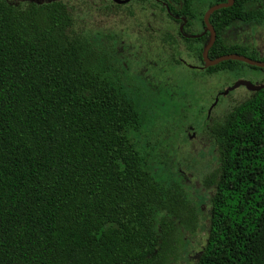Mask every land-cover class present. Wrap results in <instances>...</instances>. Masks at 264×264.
I'll use <instances>...</instances> for the list:
<instances>
[{
	"label": "trees",
	"instance_id": "16d2710c",
	"mask_svg": "<svg viewBox=\"0 0 264 264\" xmlns=\"http://www.w3.org/2000/svg\"><path fill=\"white\" fill-rule=\"evenodd\" d=\"M164 1L170 12L181 5L173 13L187 26L195 17L196 0ZM248 1L210 16L209 59L264 62L222 38L234 23H264L263 7L247 10ZM224 2L206 0V9ZM71 28L61 1L18 8L0 0V264H167L196 228L197 205L131 140L142 109L110 75L107 56ZM207 39L184 41L198 43L202 61ZM245 67L264 71L224 61L204 72ZM211 131L214 191L194 264H264V88Z\"/></svg>",
	"mask_w": 264,
	"mask_h": 264
},
{
	"label": "rangeland",
	"instance_id": "374dc122",
	"mask_svg": "<svg viewBox=\"0 0 264 264\" xmlns=\"http://www.w3.org/2000/svg\"><path fill=\"white\" fill-rule=\"evenodd\" d=\"M4 1L18 8L61 1L72 19V32L91 38L107 56L110 75L142 109L144 126L129 137L155 163L153 169L162 165L164 175L186 187L197 205L196 228L183 232L177 257L167 262L194 264L205 245L214 191L217 148L211 130L252 93L243 86L226 90L239 80L261 84L264 71L245 67L240 72H203L201 61L177 34L180 23L167 16L159 0H129L125 5L110 0ZM192 8L196 18L189 30L201 31L198 17L206 1L197 0ZM223 40L228 45H247L264 57V23L235 24L224 31Z\"/></svg>",
	"mask_w": 264,
	"mask_h": 264
},
{
	"label": "water",
	"instance_id": "95a60500",
	"mask_svg": "<svg viewBox=\"0 0 264 264\" xmlns=\"http://www.w3.org/2000/svg\"><path fill=\"white\" fill-rule=\"evenodd\" d=\"M233 3V0H227V3H222V4H216L213 5L212 7H210L204 14L203 16V21L204 24L207 28V31L209 32V41L208 43L205 45V47L202 50V59L203 62L205 64V67H212V66H216L221 62L224 61H238V62H242L246 65H249L251 67H256V68H260V69H264V62L262 61H257V60H253L250 59L246 56L243 55H239V54H227V55H223L220 56L214 60H210L208 58V52L210 50V48L213 46L215 40H216V33L214 31V29L212 28V26L209 23V17L212 13H214L215 11L222 9V8H226L229 5H231ZM239 86H244L247 90H249L250 92H258L261 89L264 88V83L260 84V85H254L251 84L248 81L245 80H239L235 83V85L231 88H228L226 90V92L233 90ZM225 92V93H226Z\"/></svg>",
	"mask_w": 264,
	"mask_h": 264
},
{
	"label": "flooded vegetation",
	"instance_id": "af4514ba",
	"mask_svg": "<svg viewBox=\"0 0 264 264\" xmlns=\"http://www.w3.org/2000/svg\"><path fill=\"white\" fill-rule=\"evenodd\" d=\"M160 1V3L162 4V5H164L165 6V9H166V13L171 17L170 19L174 22V23H180V25L178 26V30H177V34H178V36L180 37V39L183 41V43H185L189 48H191L192 49V51L195 53V55L197 56V52L195 51L196 49H198V43H196V42H194V44H192V46H189V43H187V42H185L184 40L185 39H189V40H192V41H194V40H197V39H199L201 36H203L204 34H208V39H207V42H206V44L208 43V41H209V32L207 31V28H206V26H205V24H204V21H203V16H204V14H205V12L210 8H208V9H206L205 8V10L203 11V14H202V21H203V25H201V22H200V19H199V17H200V15H199V17H198V19H199V22H200V25H201V28H202V30L201 31H191L190 32V30H189V28H191V27H193V19H195L196 18V15H195V13H194V15H195V17L191 20V23L187 26L186 25V21H185V19L182 17V16H179L178 14L177 15H175L173 12H177V10H178V8H181V5H174L173 4V7H174V11L173 12H170L169 10V8H168V4H167V2L166 1H164V0H159ZM197 1V0H196ZM198 1H206V0H198ZM258 0H250V1H248L247 2V4L245 5V8H247V10H254V9H248V5H250L251 3L253 4H255L256 2H257ZM110 2H113V3H116L117 5H125L127 2H129V0H110ZM195 2V1H194ZM193 2V3H194ZM224 3H227V0H225V2ZM219 4H222V3H219ZM234 4V0H233V3L231 4V5H229L228 7H230V6H232ZM216 5V4H215ZM213 6V5H212ZM211 6V7H212ZM192 7H193V5H192ZM259 7H263V9H264V0H262L261 2H259V4H258V7L257 8H259ZM227 8V7H226ZM193 9V8H192ZM256 9V8H255ZM193 12H194V10H193ZM216 12V11H215ZM213 14V13H212ZM211 14V15H212ZM210 15V16H211ZM210 18V17H209ZM210 23V22H209ZM235 24H241V23H234L233 25H231V26H229V27H227L226 29H228V28H230V27H233ZM263 24V23H262ZM211 25V24H210ZM241 25H248V24H241ZM259 25H261V24H259ZM259 25H250V26H259ZM212 26V25H211ZM213 28V27H212ZM214 29V28H213ZM225 29V30H226ZM224 30V31H225ZM215 31V30H214ZM224 31H223V33H224ZM216 33V32H215ZM185 38V39H184ZM216 38H217V35H216ZM222 38H223V34H222ZM216 41V40H215ZM224 41V40H223ZM215 43V42H214ZM225 43V42H224ZM205 44V45H206ZM205 45L202 47V50H203V48L205 47ZM214 45V44H213ZM249 48V47H248ZM211 49V48H210ZM251 49V48H250ZM253 50H255V49H253ZM256 51V50H255ZM209 53V52H208ZM257 53V52H256ZM260 56V55H259ZM262 57V56H261ZM197 58H198V56H197ZM209 58V57H208ZM199 59V58H198ZM201 59H202V51H201ZM200 60V59H199ZM211 60V59H210ZM214 60V59H213ZM201 61V60H200ZM180 62V61H179ZM201 64H202V66L203 67H201L202 69H204L203 70V72L205 71V69L206 68H210V67H205V64H204V62H203V59H202V61H201ZM213 67V66H212ZM196 68H199V67H196ZM200 68V69H201ZM198 70V69H197ZM264 70V69H263ZM264 83V82H263ZM262 84V83H261ZM260 85V84H259ZM244 87V86H243ZM253 93V92H252Z\"/></svg>",
	"mask_w": 264,
	"mask_h": 264
}]
</instances>
